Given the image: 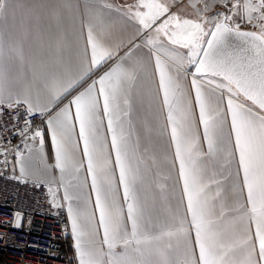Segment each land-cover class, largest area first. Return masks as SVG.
I'll use <instances>...</instances> for the list:
<instances>
[{
  "label": "snow or ice",
  "instance_id": "snow-or-ice-1",
  "mask_svg": "<svg viewBox=\"0 0 264 264\" xmlns=\"http://www.w3.org/2000/svg\"><path fill=\"white\" fill-rule=\"evenodd\" d=\"M6 112L78 264H264V0H0Z\"/></svg>",
  "mask_w": 264,
  "mask_h": 264
},
{
  "label": "built area",
  "instance_id": "built-area-1",
  "mask_svg": "<svg viewBox=\"0 0 264 264\" xmlns=\"http://www.w3.org/2000/svg\"><path fill=\"white\" fill-rule=\"evenodd\" d=\"M12 115L6 112L0 118V144L8 147L10 141L11 145L23 147L10 123L7 131L3 128ZM45 126L40 125L43 129ZM0 171H4L2 166ZM12 175L10 164L6 174L0 176V264H76L69 250L73 242L66 206L53 207L46 188L9 179ZM17 212L21 214L19 228L8 223L14 221Z\"/></svg>",
  "mask_w": 264,
  "mask_h": 264
},
{
  "label": "crops",
  "instance_id": "crops-1",
  "mask_svg": "<svg viewBox=\"0 0 264 264\" xmlns=\"http://www.w3.org/2000/svg\"><path fill=\"white\" fill-rule=\"evenodd\" d=\"M20 2L23 3L27 7V6H30V5H32L34 3H37V2H42V3H59V2H61V0H20ZM73 2L74 3H79L80 6H81V10H82L83 9V6L87 2V0H73ZM76 30H77V35H78V33H79V24L78 23L76 24ZM113 31L116 32L117 34H119V31H120L119 25L114 26ZM69 32H70L69 42L71 44V42L73 41L74 37H72V35H71V26H70V24H69ZM74 51H75V48L73 46L72 47V52H74ZM134 107H135V110H134L133 119L134 120H137L138 118L142 119L145 116V113H146V106L142 107L140 104H136ZM138 126H139V124H138ZM44 132H45V150L46 151H49V149H50V137L47 134L46 126L44 128ZM77 133H78V127H77ZM16 172L18 173V170ZM81 176H83V173L81 174ZM87 193H88V190L86 189L85 190V195H87ZM120 194H121V197H122V190H121V193ZM156 195H157V202H158L157 206L162 209L163 208V205L159 204L158 194H156ZM59 196H60L61 201H62V196H63V192L62 191L60 192ZM66 209H67V206H66ZM89 210H91V206L89 207ZM69 229H70V226H69ZM70 238H71V240H72V242L74 244V241H73L72 236H71V229H70ZM73 244L70 245L69 250L72 253L73 258H74L76 264H78V262L76 260L75 249L73 247Z\"/></svg>",
  "mask_w": 264,
  "mask_h": 264
}]
</instances>
